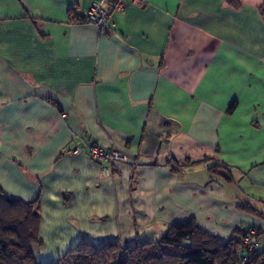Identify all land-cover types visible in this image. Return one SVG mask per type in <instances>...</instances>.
<instances>
[{
    "label": "crops",
    "instance_id": "obj_1",
    "mask_svg": "<svg viewBox=\"0 0 264 264\" xmlns=\"http://www.w3.org/2000/svg\"><path fill=\"white\" fill-rule=\"evenodd\" d=\"M94 1L0 0V190L38 202L36 264L190 219L264 227V0H126L106 34ZM93 147L129 162L105 178L72 154Z\"/></svg>",
    "mask_w": 264,
    "mask_h": 264
},
{
    "label": "trees",
    "instance_id": "obj_2",
    "mask_svg": "<svg viewBox=\"0 0 264 264\" xmlns=\"http://www.w3.org/2000/svg\"><path fill=\"white\" fill-rule=\"evenodd\" d=\"M227 2L239 6L238 0ZM260 12L264 17V6ZM214 170L223 174L225 168ZM39 225L37 200L16 201L0 190V264H36L31 246L42 245L38 241ZM238 232L221 241L201 231L190 219L170 224L154 243L137 238L131 244L82 241L54 264H264V251L248 253L243 243L248 233ZM245 256L248 258L243 262Z\"/></svg>",
    "mask_w": 264,
    "mask_h": 264
},
{
    "label": "built area",
    "instance_id": "obj_3",
    "mask_svg": "<svg viewBox=\"0 0 264 264\" xmlns=\"http://www.w3.org/2000/svg\"><path fill=\"white\" fill-rule=\"evenodd\" d=\"M126 0H95L87 8L84 13V18L87 22L96 26L102 34H106L111 31L114 25L111 23V19L114 14H119L124 9V2ZM135 5H141L140 0H133ZM82 153H87L86 155L93 162L104 166L102 167V175L105 178L109 177L111 166L117 165L118 163L127 162L125 154L120 152H105L98 147L87 148V149H75L72 154L76 155ZM256 231H251L243 239V243L247 246L248 253H251L258 249V244L255 242V236L257 238ZM248 257L245 256L243 262Z\"/></svg>",
    "mask_w": 264,
    "mask_h": 264
},
{
    "label": "rangeland",
    "instance_id": "obj_4",
    "mask_svg": "<svg viewBox=\"0 0 264 264\" xmlns=\"http://www.w3.org/2000/svg\"><path fill=\"white\" fill-rule=\"evenodd\" d=\"M125 157H126V159H127V162L118 163V164H127V163L129 162V158H128L126 155H125ZM118 164H117V165H118ZM177 167H179V165H177ZM177 169H178V168H177ZM225 171H226V169H225ZM223 172H224V170H223ZM224 173H225V172H224ZM224 173H223V174H224ZM165 231H166V230H165ZM165 231H164V232H165ZM201 231H202V230H201ZM251 231H256L255 233H256V234L258 233V235H259V234H263V233H264V227H262L261 229H255V228H254V229L248 231L247 233H249V232H251ZM203 232H204V231H203ZM205 233H206V232H205ZM162 235H163V234H162ZM162 235H161L160 237H158L156 240H154V241H152V242H148V243H154V242L159 241V240L161 239ZM257 240H258V238H256V236H255V242L258 244V241H257ZM244 245H245V244H244ZM258 246H259V244H258ZM75 247H76V246H75ZM75 247H74V248H75ZM74 248H72V249H74ZM72 249H70V250H72ZM247 249H248V248H247ZM70 250H69V251H70ZM69 251H67V252H69ZM67 252H66V253H67ZM66 253H65V254H66ZM60 259H61V258H60ZM60 259H59V260H60ZM59 260H58V261H59ZM58 261H57V262H58ZM57 262H55V263H57Z\"/></svg>",
    "mask_w": 264,
    "mask_h": 264
},
{
    "label": "water",
    "instance_id": "obj_5",
    "mask_svg": "<svg viewBox=\"0 0 264 264\" xmlns=\"http://www.w3.org/2000/svg\"><path fill=\"white\" fill-rule=\"evenodd\" d=\"M83 16V18H84V15H82Z\"/></svg>",
    "mask_w": 264,
    "mask_h": 264
}]
</instances>
